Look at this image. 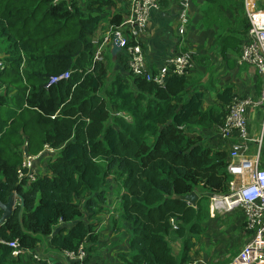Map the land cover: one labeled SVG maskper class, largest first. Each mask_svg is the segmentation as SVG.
I'll return each instance as SVG.
<instances>
[{"label": "trees", "instance_id": "trees-1", "mask_svg": "<svg viewBox=\"0 0 264 264\" xmlns=\"http://www.w3.org/2000/svg\"><path fill=\"white\" fill-rule=\"evenodd\" d=\"M117 6V0H85L84 8L78 0H0V37L12 50L0 55L8 62L0 74L7 85L0 95V201L14 192L24 200L0 226V264H25L12 257L14 241L56 264L84 245L90 264L113 171L124 188L120 217L132 230L121 264H191V239L206 231L202 202L229 192V153L205 139L225 126L233 87L206 111L204 94L188 77L170 74L162 86L134 76L123 55L115 61L123 74L111 68L115 62H95L97 32L123 22ZM66 73L68 80L48 88ZM26 141L32 155L46 145L58 149L52 175L30 184L17 174ZM192 193L196 205L176 198ZM3 215L0 207V221ZM180 240L183 248L172 243Z\"/></svg>", "mask_w": 264, "mask_h": 264}, {"label": "built area", "instance_id": "built-area-1", "mask_svg": "<svg viewBox=\"0 0 264 264\" xmlns=\"http://www.w3.org/2000/svg\"><path fill=\"white\" fill-rule=\"evenodd\" d=\"M166 1L168 0H132L122 24L118 27H110V32H107L100 40H96L98 50L95 62H102L110 56V51L107 55L105 53L113 46L116 37L122 47L123 57L127 60V67L134 76L146 78L162 86L170 74L188 77L194 68V60L190 52L185 53L181 48L187 44L193 0L179 1L177 22L180 52L170 57L157 75L148 69L146 63L143 48L144 37L152 15L160 12ZM247 16L250 27L246 34V43L242 49L240 63L257 68L262 79L261 94L258 98L236 96L228 109L226 124L220 129L219 134L227 140L237 139L232 143L228 157L227 170L233 180L228 193L212 194L209 200L211 209L215 212L214 216L232 213L236 210L242 211L246 231L252 235L250 241L231 264H264V167L259 154L263 148V137L256 141L250 138L249 134L250 110L256 111L262 117L261 128L264 132V10L249 8ZM7 67L8 62L0 57V74ZM70 76L71 73H66L51 78L48 88L57 85L62 80H68ZM6 92L7 85L0 84V94ZM250 142L259 145V153L255 157L249 155ZM57 152L58 149L46 145L41 153L32 155L29 153V144L26 141L22 147L23 162L17 170L19 182L30 184L40 179L45 171L49 170V162ZM8 245L13 249V258L27 259L25 264L42 263L39 253L23 250L18 241L8 243ZM88 256L84 245L78 253H66L67 259L72 264H87ZM48 264L56 263L49 262Z\"/></svg>", "mask_w": 264, "mask_h": 264}, {"label": "crops", "instance_id": "crops-1", "mask_svg": "<svg viewBox=\"0 0 264 264\" xmlns=\"http://www.w3.org/2000/svg\"><path fill=\"white\" fill-rule=\"evenodd\" d=\"M179 1L180 0L166 1L162 5L160 12L152 15L149 28L147 29L143 41L146 63L148 69L152 73L154 72L155 74H158L166 61L180 52L177 22ZM131 2L132 0H117L118 6L113 12L125 15ZM249 8L254 10H264V0H193L192 2L191 24L187 37L188 40L187 44L184 45V48L181 49L185 53L190 52L193 57L194 68L188 76V79L191 87L196 92L204 94L203 109L206 111L218 104V95L228 87H233L236 96L241 98H258L261 94L262 79L257 68L249 64L240 63L242 49L246 43V34L250 27L247 16V10ZM110 27L109 24H106L100 28L96 34V39H100L107 32H110ZM231 34L233 35L232 39L234 41L232 40V42L228 44ZM225 37L226 39H224ZM0 39L3 40V37H0ZM110 49V56L105 60V62L108 61L107 63L110 61H116L113 59L111 53L113 46ZM6 51L7 53L12 52L11 49H5L3 54ZM121 55L123 54L121 53L119 56ZM111 68L115 71H121L122 74L124 73V70L120 68L118 63L111 65ZM14 94L15 91H11L9 93V98L13 97ZM256 116L260 115L256 111L250 110V119L252 120V118H255ZM206 134L207 137L205 143L208 147L214 150L226 151L227 153H230L232 143L237 140H227L223 138L222 134H219V132L207 131ZM252 139L257 141L261 138L255 135ZM254 144L258 151L259 145L257 143ZM258 153L255 155H249L255 157ZM260 159H262V154L260 155ZM39 169L41 168L39 167ZM45 175L51 176L52 173L48 170L45 171V174L42 176ZM109 202L110 196L105 205L106 210H108L107 205ZM204 207L206 216L204 214L205 220H203V224L209 226V229L211 228L212 232H216L214 229L216 228V221L218 220L219 215L217 214L214 216L215 212L211 209L210 201L209 204H206ZM103 212H100L97 216V219H99L97 232L100 235V242L91 253L90 264H121L119 258L121 253L118 252H120L123 247L120 245V242L113 244V247H116L113 252H109V250L103 245L104 241L101 236V224L104 220L100 219ZM242 215L243 214L240 215L238 222L241 220ZM242 222L245 228L244 217ZM236 226L237 224L235 223L233 228L236 229ZM108 229L109 232L113 234L112 225H110ZM204 235L205 234L200 237V240H196L195 238L192 240L195 243V246L190 252L191 264H215L216 259L204 253V247L207 243L206 236ZM181 241L182 240L178 243L179 246L182 245ZM197 249H199L201 253L199 258L196 256ZM128 250L129 243L128 248H125V252ZM115 257L116 259L114 260ZM231 261L233 262V259L229 262ZM219 262L225 264L222 261Z\"/></svg>", "mask_w": 264, "mask_h": 264}, {"label": "rangeland", "instance_id": "rangeland-1", "mask_svg": "<svg viewBox=\"0 0 264 264\" xmlns=\"http://www.w3.org/2000/svg\"><path fill=\"white\" fill-rule=\"evenodd\" d=\"M78 2L79 5L83 8L85 5V0H80V1L78 0ZM232 36L233 35L231 34L228 44L232 42L233 40ZM4 42L5 41L0 39V55L3 54L7 46V44ZM110 50L111 49L108 48L105 54L107 55ZM261 121H262L261 116H256L255 118H252V120L249 122V134H250V138H253L255 135L260 138L263 137L261 160L264 165V132L261 128ZM19 152L20 154H22V148L19 149ZM256 153H258V151L255 144L253 142H250L249 154L255 155ZM56 156L57 155H55L54 157ZM107 190H108L107 196L108 197L110 196V202L107 205L108 210H106L105 207H103L104 212L102 211L103 214L100 217L101 220H104V222L101 224L102 225L101 236L103 237V241H104L103 245L107 248V250H109V252H113V250L116 248L113 247V244L120 242V245L123 248L118 253H124L125 248H128L129 238L132 230L129 225H127L121 220L120 217L118 203L120 196L124 191V188L122 187V182L120 180L119 175L114 171L110 173V178L107 182ZM206 204H207L206 201L202 202V206H205ZM240 213L243 214V212H240V210H236L235 212L227 214L225 216H219L218 220L216 221V228L214 229L216 230V232H212V229L211 228L209 229V226L206 225V231L204 233L205 234L204 236H206L207 243L204 247V253L216 259L215 264H221V262L219 261L228 264L229 261L232 260L234 256L236 255L238 256L241 253L244 246L250 241V238H252V235L245 231L242 222L244 215H242L241 220L238 222L241 215ZM235 223L237 224L236 229L233 228V225ZM110 225H112L113 234L109 232L108 228ZM196 240H200V237L196 238ZM172 243L174 245L175 244L179 245L178 244L179 242L176 241H172ZM181 244H182L181 247L183 248V243L181 242ZM196 252H197L196 256L197 258H199L201 255L199 249H197ZM180 253L181 252L177 250L174 251V254L178 260H181L182 257ZM39 257L42 263L43 262L53 263V261H49L48 258H45L42 255H39ZM115 259L116 257L114 258V260Z\"/></svg>", "mask_w": 264, "mask_h": 264}, {"label": "water", "instance_id": "water-1", "mask_svg": "<svg viewBox=\"0 0 264 264\" xmlns=\"http://www.w3.org/2000/svg\"><path fill=\"white\" fill-rule=\"evenodd\" d=\"M112 45H113V49L111 52L112 57L114 60H116L118 54L121 53L122 51V47L116 37L114 38ZM176 198L183 200V201H187L192 205H196L199 200V197L196 193H192L188 196H177ZM23 205H24V200L22 196H20L17 192H14L9 197L8 202L6 204L0 201V207L4 212L3 218L0 221V226H2L13 215V212L15 211L17 207H23ZM65 261H66L65 264H71L69 260L67 259V257Z\"/></svg>", "mask_w": 264, "mask_h": 264}, {"label": "bare ground", "instance_id": "bare-ground-1", "mask_svg": "<svg viewBox=\"0 0 264 264\" xmlns=\"http://www.w3.org/2000/svg\"><path fill=\"white\" fill-rule=\"evenodd\" d=\"M101 39V38H100ZM100 39H98V40H100ZM96 43V42H95ZM121 53H122V51H121ZM121 53H119L118 54V56L117 57H119V55L121 54ZM102 62H105V60L104 61H102ZM1 95V94H0ZM236 97V96H235ZM238 97V96H237ZM235 142V141H234ZM233 213V212H232ZM227 214H230V213H225V214H222V215H219V216H225V215H227Z\"/></svg>", "mask_w": 264, "mask_h": 264}]
</instances>
